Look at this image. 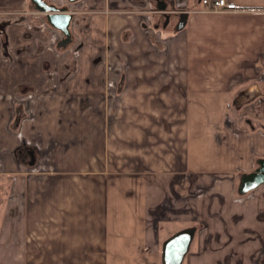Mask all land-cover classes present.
I'll list each match as a JSON object with an SVG mask.
<instances>
[{
  "label": "crops",
  "instance_id": "0c3cea01",
  "mask_svg": "<svg viewBox=\"0 0 264 264\" xmlns=\"http://www.w3.org/2000/svg\"><path fill=\"white\" fill-rule=\"evenodd\" d=\"M182 1L177 30L170 0H81L55 53L0 0V264H162L191 226L183 264H263L264 184L238 186L264 157V0Z\"/></svg>",
  "mask_w": 264,
  "mask_h": 264
},
{
  "label": "water",
  "instance_id": "95a60500",
  "mask_svg": "<svg viewBox=\"0 0 264 264\" xmlns=\"http://www.w3.org/2000/svg\"><path fill=\"white\" fill-rule=\"evenodd\" d=\"M70 1L75 2L78 0ZM32 2L38 10L48 13L49 22L54 27L64 32L69 40L71 36L69 25L73 16L63 12L66 8H58L55 5H49L45 0H32ZM187 18L188 13H185L176 26L177 30H181L185 26ZM263 184L264 157L258 160L257 168L241 175L238 190L241 195H245ZM196 230L197 228L195 226L187 227L175 232L167 238L162 248V264H183L185 257L190 251Z\"/></svg>",
  "mask_w": 264,
  "mask_h": 264
},
{
  "label": "flooded vegetation",
  "instance_id": "af4514ba",
  "mask_svg": "<svg viewBox=\"0 0 264 264\" xmlns=\"http://www.w3.org/2000/svg\"><path fill=\"white\" fill-rule=\"evenodd\" d=\"M80 1L81 0H78L75 2H72L70 0H45V2L48 3L49 5H55L58 8H66V10L63 12L66 14H71L73 16L71 19L70 25H69V30H70L71 36L69 37L70 39L68 40L67 35L64 32H62L60 29L54 27L49 22V19L47 16L48 13H45L43 11L38 10L36 8L35 4L31 0L32 6L35 7V9L37 11L36 14L40 16V19L42 22V28L44 27V29H46V30L51 29L53 31V34H52L51 40H50L51 44L49 46H51V48L53 50H55V53H57V45L58 46H61V45L68 46L69 44H71L72 30L76 27V22L74 21V17L79 12L77 8H74V6H76V4H78ZM170 1L173 2V4L176 6L175 11L172 9H169L166 11H159L163 14L161 15L160 21L157 20V21H159V23L157 24V26H155L156 28H160V29L161 28H167V25L169 24V22L173 18V13H178V14L181 13V15L178 19V22H179L181 20L182 16L185 13L190 11V10H187L186 7L183 6L182 0H170ZM140 3H141V1H140ZM156 12H157V10H155L153 8H150L149 11H146V13H152V14H155ZM155 27L154 26L153 27L152 26H146L145 27V32H146V35L149 39L153 38L154 32H155L154 31ZM150 30H152L153 33L150 34L149 33ZM110 69H111L110 72L105 75V83H106L108 89L113 91L119 85V82L121 81L122 75L117 73V77L114 78V75L111 72L113 70V68L111 67ZM43 94H49V93L47 91ZM28 115H29V113L26 111V112H24V115H23L24 118H22L23 116H18L16 128H20V126L23 124L24 119H26L25 117H27ZM15 130H17V129H15ZM19 145H20V147L26 148L27 150H30V151L31 150L39 151V150L43 149L42 146H40V144H37V143L32 144L30 142H23V143H20ZM263 264H264V261H263Z\"/></svg>",
  "mask_w": 264,
  "mask_h": 264
},
{
  "label": "built area",
  "instance_id": "2783aa9c",
  "mask_svg": "<svg viewBox=\"0 0 264 264\" xmlns=\"http://www.w3.org/2000/svg\"><path fill=\"white\" fill-rule=\"evenodd\" d=\"M204 8L198 9L200 12H213V13H230L240 12L242 9L230 0H201Z\"/></svg>",
  "mask_w": 264,
  "mask_h": 264
},
{
  "label": "trees",
  "instance_id": "16d2710c",
  "mask_svg": "<svg viewBox=\"0 0 264 264\" xmlns=\"http://www.w3.org/2000/svg\"><path fill=\"white\" fill-rule=\"evenodd\" d=\"M256 167H258V164H257V166Z\"/></svg>",
  "mask_w": 264,
  "mask_h": 264
}]
</instances>
